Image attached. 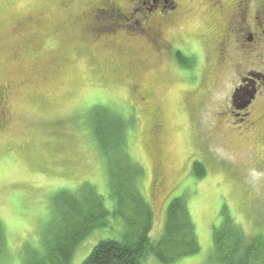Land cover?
Segmentation results:
<instances>
[{
	"label": "rangeland",
	"instance_id": "rangeland-1",
	"mask_svg": "<svg viewBox=\"0 0 264 264\" xmlns=\"http://www.w3.org/2000/svg\"><path fill=\"white\" fill-rule=\"evenodd\" d=\"M156 1L169 0H141L134 7L149 8ZM187 1L192 14L172 27L170 36L183 53L195 55L194 72L164 52H149L148 65L141 66L135 56L147 53L148 44L137 34L124 35L126 29L118 33L119 47L106 42L110 35L91 40L82 18L73 15L79 0H0V88L8 94L0 131V220L8 242L0 264H26L45 251L62 191L79 196L93 186L114 210L109 161L92 126L97 107L134 116L126 150L145 171L140 187L154 210L153 240L163 234L170 202L187 199L201 252L171 264H223L216 258L214 231L226 216L247 237L264 235V168L255 164L248 142L242 146L217 122L227 89L215 76L203 2ZM18 15H27L31 23L14 26ZM139 19L118 24L133 32ZM71 20L68 31L61 28ZM137 84H149L167 109L162 154L168 173L157 193L145 109L149 101ZM196 161L205 166L202 179L193 171ZM110 222L80 244L71 264H82L100 241L122 238L124 220L111 216ZM144 264L164 263L150 254Z\"/></svg>",
	"mask_w": 264,
	"mask_h": 264
},
{
	"label": "trees",
	"instance_id": "trees-1",
	"mask_svg": "<svg viewBox=\"0 0 264 264\" xmlns=\"http://www.w3.org/2000/svg\"><path fill=\"white\" fill-rule=\"evenodd\" d=\"M109 18L106 14L101 16L103 22H100L99 31L114 34L122 29L130 30L128 26H120L119 22H110ZM62 27L65 31L69 29L65 25ZM178 60L189 65L186 56L180 54ZM7 99V93L0 88V107L5 102L8 104ZM133 121L132 115L126 117L106 107L94 109L93 131L98 146L109 161L110 185L116 206L109 210L104 197L93 186L79 196L68 191L58 193V218L52 237L48 239L45 251L39 256L31 255L26 264H71L80 244L95 229L110 226L111 216L124 220L122 238L100 241L82 264H144L150 254L164 264H171L201 252L196 225L185 197H176L170 202L163 234L157 240L151 238L154 210L140 187L145 171L126 150L128 130ZM193 171L198 179L206 176L201 162H194ZM157 179L156 174L155 183ZM156 190L159 188L155 185ZM7 242L5 227L0 220V256L6 250ZM214 243L216 258L223 264H264V235L247 237L229 216L215 229Z\"/></svg>",
	"mask_w": 264,
	"mask_h": 264
},
{
	"label": "flooded vegetation",
	"instance_id": "flooded-vegetation-1",
	"mask_svg": "<svg viewBox=\"0 0 264 264\" xmlns=\"http://www.w3.org/2000/svg\"><path fill=\"white\" fill-rule=\"evenodd\" d=\"M140 1L129 0V4L126 5L123 0H79L77 4L80 5L73 15L82 18L83 30L88 36L93 37V40L97 39L98 35H110L113 38L106 39V42H112L111 44L116 47H119L121 35L107 34L108 31L105 30L99 31L100 22H103L101 16L109 15L110 22L116 24L121 19L127 22L139 16L140 22L135 23V30L133 32L124 30L126 31L124 35L137 34L136 36L147 42L149 51L135 56L141 66L148 65L146 61L149 60V52L154 54L164 52L176 62H179L180 54L186 56L191 60L188 65L190 70L196 71L195 55L183 53L178 44H175L174 37L170 36V29L185 22L192 14V7L188 1L169 0L163 4L156 1L149 8L144 6L135 8V4ZM202 2L209 19L207 23L210 41L214 44L210 55L212 65L215 67V76L220 78L222 86L227 89V96L222 103L220 98L217 101L221 103L220 109L216 112L217 122L226 129L223 130L226 135L228 133L230 137L239 139L242 146L243 141L248 142L256 153L253 158L255 164L264 168V0H202ZM72 21L66 24L65 28L73 26ZM27 22H29L27 15H18L12 24L22 28ZM136 88L142 99L149 101L145 109L150 114L148 132L153 154L151 165L155 175H158L156 188L160 189L165 184V176L168 173L166 159L162 154L165 147L164 124L167 120V109L164 105V107L162 104L159 105L156 92L149 84H137ZM6 115L7 102L0 107V131ZM258 146H261L260 149H255Z\"/></svg>",
	"mask_w": 264,
	"mask_h": 264
}]
</instances>
